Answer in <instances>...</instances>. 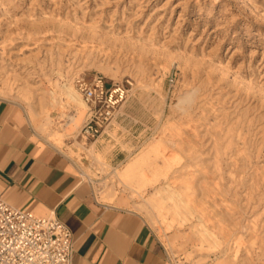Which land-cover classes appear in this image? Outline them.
I'll return each instance as SVG.
<instances>
[{"label":"rangeland","instance_id":"obj_1","mask_svg":"<svg viewBox=\"0 0 264 264\" xmlns=\"http://www.w3.org/2000/svg\"><path fill=\"white\" fill-rule=\"evenodd\" d=\"M94 75L128 96L84 139ZM0 97L174 264H264V0H0Z\"/></svg>","mask_w":264,"mask_h":264},{"label":"crops","instance_id":"obj_2","mask_svg":"<svg viewBox=\"0 0 264 264\" xmlns=\"http://www.w3.org/2000/svg\"><path fill=\"white\" fill-rule=\"evenodd\" d=\"M75 169L60 149L36 136L19 104L0 97L2 199L64 222L74 240L71 264H174L141 214L97 200Z\"/></svg>","mask_w":264,"mask_h":264},{"label":"built area","instance_id":"obj_3","mask_svg":"<svg viewBox=\"0 0 264 264\" xmlns=\"http://www.w3.org/2000/svg\"><path fill=\"white\" fill-rule=\"evenodd\" d=\"M75 86L86 107L80 137H99L126 101L122 82L108 83L100 75L80 77ZM71 230L54 215L37 216L0 197V264H71Z\"/></svg>","mask_w":264,"mask_h":264},{"label":"bare ground","instance_id":"obj_4","mask_svg":"<svg viewBox=\"0 0 264 264\" xmlns=\"http://www.w3.org/2000/svg\"><path fill=\"white\" fill-rule=\"evenodd\" d=\"M60 91L63 92V94L67 97V99L69 101L75 102L78 105V107L80 108V110L83 112V108L85 107V103H84L83 99L81 98L77 89L71 87L67 83H64L60 86ZM183 101H185L187 103V97L182 98L181 102H183ZM185 109H187V108H185ZM142 155H144V154L142 153V154H140V156H138V158H135V159L127 162V164L125 165V168H124V172L128 173L131 171H135L134 169L138 168V165L140 164V159H142ZM158 193H159V190H157L155 192L154 196L152 197L153 200H155L157 198H160V199L171 198V194H168V196L166 195V197H158Z\"/></svg>","mask_w":264,"mask_h":264}]
</instances>
